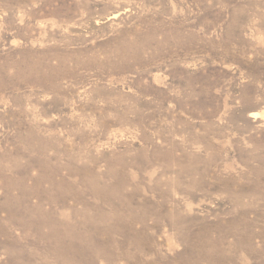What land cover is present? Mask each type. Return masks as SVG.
I'll return each instance as SVG.
<instances>
[{
  "label": "rangeland",
  "instance_id": "1",
  "mask_svg": "<svg viewBox=\"0 0 264 264\" xmlns=\"http://www.w3.org/2000/svg\"><path fill=\"white\" fill-rule=\"evenodd\" d=\"M218 262L264 264V0H0V264Z\"/></svg>",
  "mask_w": 264,
  "mask_h": 264
},
{
  "label": "bare ground",
  "instance_id": "2",
  "mask_svg": "<svg viewBox=\"0 0 264 264\" xmlns=\"http://www.w3.org/2000/svg\"><path fill=\"white\" fill-rule=\"evenodd\" d=\"M85 186L87 187V185H85ZM88 187H89V186H88ZM88 187H87V189H88ZM89 188H90V187H89ZM96 189H97V188H96ZM89 190H90V189H89ZM98 190H99V189H98ZM98 190H97V191H98ZM21 191H22V189L20 190V192H21ZM23 192H24V191H23ZM93 192H94V190H93ZM98 192H99V191H98ZM91 193H92V192H91ZM86 194H87V190H86ZM95 195H96V194H95ZM86 206H88V203H87ZM11 208H12V207H11ZM99 208H100V207H99ZM12 209H13V208H12ZM97 209H98V207H97ZM98 211H99V210H98ZM19 214H20V213H19ZM102 218L104 219V217H102ZM87 221H88V219H87ZM99 221H100V220H99ZM102 221H103V220H102ZM32 222H34V221H32ZM32 222H30V225H32ZM88 222H89V221H88ZM88 222H87V223H88ZM100 222H101V221H100ZM100 222H99V223H100ZM35 223L38 224V222H35ZM96 223H97V222H96ZM90 224H91V223H90ZM88 225H89V224H88ZM88 225H87V226H88ZM91 225H92V224H91ZM33 226H35V225H33ZM95 226H97V225H95ZM37 227L39 228V225H38ZM37 227H36V228H37ZM97 227H100V226H97ZM86 228H87V230H89L88 227H86ZM90 228H91V227H90ZM96 229H97V228H96ZM100 229H101V228H100ZM94 231H95V228H94ZM70 233H71V231H70ZM96 233H97V232H96ZM98 233H99V232H98ZM74 234H75V233H74ZM67 235H68V233H67ZM247 235H248V233H247ZM248 236H249V235H248ZM252 236H253V235H252ZM252 236H251V237H252ZM70 237H72V235H71ZM81 237H82V236H81ZM251 239H253V237H252ZM58 242H59V241H58ZM58 242H57V243H58ZM60 243H61V242H60ZM87 243H88V242H87ZM87 243H86V246H87ZM91 243H92V242H91ZM58 244H59V243H58ZM59 245H60V244H59ZM59 245L57 246L58 248H59ZM69 246H71V244H69ZM81 246H82V245H81ZM81 246H78V247H81ZM90 246H92V245H90ZM67 247H68V245H67ZM72 247H73V246H72ZM68 248H69V247H68ZM87 248H88V247H87ZM103 248H104V247H103ZM73 249H75V248L73 247ZM76 249H79V248H76ZM88 249L90 250V248H88ZM93 249H94V248H93ZM69 250H71V249H69ZM80 250H81V249H80ZM80 250H79V251H80ZM82 250H83V249H82ZM85 250H86V249H85ZM91 250H92V248H91ZM94 250L96 251V249H94ZM101 250H102V249H101ZM55 251H57V249H56ZM59 251H60V250H59ZM59 251H58V252H59ZM62 251H64V250H62ZM62 251H61V253H62ZM72 251H73V250H72ZM77 251H78V250H77ZM77 251L74 250V252H76V253H77ZM87 251H88V250H87ZM95 251H94V252H95ZM102 251H103V250H102ZM102 251H101V252H102ZM105 251H106V250H105ZM9 252H11V251H9ZM58 252H57V255H60V254H58ZM74 252H73V254H74ZM81 252H82V251H81ZM85 252H86V251H85ZM88 252H89V251H88ZM96 252H97V251H96ZM63 253H64V252H63ZM71 253H72V252H71ZM83 253H84V252H83ZM83 253H82V254H83ZM89 253H91V251H90ZM92 253H93V252H92ZM97 253H98V252H97ZM105 253H106V252H105ZM77 254H78V253H77ZM77 254H75V258H76L77 256L80 257V256H79L80 254H79V255H77ZM94 254H95V253H94ZM98 254H100V252H99ZM103 254H104V252H103ZM10 255H11V253H10ZM55 255H56V254H55ZM57 255H56V256H57ZM68 255H69V254H68ZM63 256H64V255H63ZM69 256H72V254L69 255ZM73 256H74V255H73ZM81 256H82V255H81ZM103 256H105V255H103ZM65 257H66V256H64V260H65ZM95 257L97 258L96 255H95ZM107 257H108V256H107ZM111 257H113V256H111ZM114 257H116V255H115ZM11 258H13V256H12ZM57 258H59V256H58ZM60 258H61V257H60ZM62 258H63V257H62ZM75 258H73V259H75ZM81 258H82V257H81ZM81 258H80V259H81ZM84 258H85V255H84ZM84 258H83V259H84ZM91 258H92V257H91ZM98 258H99V256H98ZM98 258H97V259H98ZM103 258H104V257H103ZM109 258H110V257H109ZM215 258H216V257H215ZM221 258H222V257H221ZM68 259H70V258H68ZM71 259H72V258H71ZM83 259H82V262H83ZM99 259H100V258H99ZM99 259H98V260H99ZM107 259H108V258H107ZM107 259H106V260H107ZM110 259H111V258H110ZM112 259H113V258H112ZM218 259H219V258H218ZM14 260H15V259H14ZM61 260H62L63 262H65L63 259H61ZM76 260H77V259H76ZM94 260H95V259H94ZM108 260H109V259H108ZM108 260H107V261H108ZM210 260H211V259H210ZM78 261H80V260L78 259ZM84 261H85V259H84ZM216 261H217V259H216ZM15 262H16V261H15ZM57 262H58V260H57ZM63 262H60V263H63ZM71 262H73V261H71ZM17 263H18V262H17ZM67 263H68V262H67ZM69 263H70V262H69ZM75 263H77V261H76ZM92 263H93V262H92ZM20 264H22V263H20ZM81 264H83V263H81ZM84 264H85V263H84ZM86 264H87V263H86ZM218 264H219V262H218Z\"/></svg>",
  "mask_w": 264,
  "mask_h": 264
}]
</instances>
